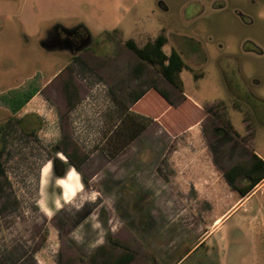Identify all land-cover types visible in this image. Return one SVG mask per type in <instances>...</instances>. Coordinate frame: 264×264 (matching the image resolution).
Listing matches in <instances>:
<instances>
[{
    "label": "rangeland",
    "instance_id": "rangeland-1",
    "mask_svg": "<svg viewBox=\"0 0 264 264\" xmlns=\"http://www.w3.org/2000/svg\"><path fill=\"white\" fill-rule=\"evenodd\" d=\"M63 30L76 31L78 44L68 45ZM160 34L168 38L166 53L175 48L202 78L188 70L181 75L192 101L124 44L133 39L143 47ZM154 84L170 93L175 108L152 91L132 105L134 95ZM34 88L37 95L14 116L38 119L29 136L10 120L7 100L20 102ZM130 111L140 115L130 118L133 134L149 127L129 144L121 133ZM193 122L203 123L202 144L184 135ZM229 123L246 136L239 138ZM183 146L211 154L222 170L246 161L252 148L264 157V0H0V264H37V252L54 264H92L100 247L121 253L115 242L135 254L132 264H264V188L237 210V216L247 212L248 222L236 224L231 216L214 229L210 221L231 209L233 190L221 207L193 188L178 190L171 157ZM58 152L64 164L70 166L68 156L81 164L86 189L91 182L108 198L96 209L104 243L95 249L87 243L97 231L85 225L79 244L70 232L100 199L52 217L31 203L40 164ZM115 170L127 175L126 187L113 184Z\"/></svg>",
    "mask_w": 264,
    "mask_h": 264
},
{
    "label": "trees",
    "instance_id": "trees-1",
    "mask_svg": "<svg viewBox=\"0 0 264 264\" xmlns=\"http://www.w3.org/2000/svg\"><path fill=\"white\" fill-rule=\"evenodd\" d=\"M75 32V31H73ZM72 32V33H73ZM68 32H66L67 34ZM67 39H69V34H67ZM125 47L130 50L140 61L142 66H150L156 68L160 76L166 80L175 90H177L181 95L184 94L183 82L180 77V74L183 70H188L194 75L195 80H199L200 76L195 73V70L189 66L184 60L183 56L175 49L172 48L169 55H167L163 48L168 44V38L164 34H160L154 40L148 41L143 47H139L136 42L132 39H129L124 42ZM142 73L141 68H137V76H140ZM70 86L65 87L66 97L69 100L70 107H74L72 102L73 96L68 90ZM152 91V95L158 96L164 101V105H167L171 108H175L177 104L172 100L171 95L164 89L159 88L157 85L150 86L147 90L142 91L138 95H134L132 99V105H137L140 101L148 97V93ZM39 92L37 88L31 89L25 93V98L20 102H17L15 98H9L7 104L10 108V112L13 115L11 121L15 122L16 125L22 130L23 133L29 136H35L36 132L39 129V121L36 117H30L22 120H15L14 116L17 115ZM186 98H184L185 100ZM185 102L191 104L187 99ZM193 105V103L191 104ZM135 113L125 114L122 118L123 121L128 122V128L126 131L121 133L123 137L130 138V142L135 141L140 134L146 129L147 125H142L141 129L137 133L133 134V128L131 124L132 115ZM130 116V117H129ZM140 115L136 114L135 117ZM129 118V119H128ZM144 118V117H141ZM127 119V120H126ZM196 123V122H193ZM229 129L233 131V127L229 123ZM136 128V127H135ZM218 134H223L224 129H218ZM237 135V134H236ZM239 137V135H237ZM240 138V137H239ZM58 147H55L57 150ZM252 156L246 160L237 162L228 168L224 172V177L229 184L230 188L237 192L242 198L249 196L254 189L264 181V160L258 157L253 150ZM70 166H75L77 171L81 173V164H77L73 161L72 156H68ZM54 171L56 175L62 176L68 165L64 164L62 161L54 159ZM0 175H4V170L2 168V163L0 159ZM83 182L86 180L83 179ZM112 241L109 240V243ZM113 247L121 248L122 252L114 256L109 252L106 247H100L91 257L90 261L92 264H132L135 260V254L130 251L128 248L121 246L120 243H113ZM100 260V261H99Z\"/></svg>",
    "mask_w": 264,
    "mask_h": 264
},
{
    "label": "crops",
    "instance_id": "crops-1",
    "mask_svg": "<svg viewBox=\"0 0 264 264\" xmlns=\"http://www.w3.org/2000/svg\"><path fill=\"white\" fill-rule=\"evenodd\" d=\"M167 45L165 47H167ZM165 47L163 48V51L166 53ZM166 54L169 55L170 53L169 54L166 53ZM183 71L181 72L180 77ZM183 88H184V84H183ZM184 95H185V92H184ZM186 97L188 98V100L192 101V99H190L188 96ZM231 126L233 127V133L239 135L241 139L246 136V131L241 132V131H238L232 124ZM148 127L149 126L146 127L145 131L147 130ZM255 133L256 131L253 130V136ZM184 135L185 137H187L188 143H194V142H191L193 140L192 138H194L197 142H199V144L200 143L202 144L207 139L203 131V123H200V122H196V123L188 125ZM252 150L258 157L264 160V157L260 153H258L254 148H252ZM251 156H252V151L250 150L248 151V157L246 160H248ZM160 159L161 158L158 157L156 161L159 162ZM171 166H172L173 172L178 177L177 178L178 179V183H177L178 190H187V189L193 188V190H195L196 192L203 193L206 202L212 205L214 204L213 206L221 207L224 204L225 205L228 204L229 202L228 195H229V190L231 189L229 188V184L227 183L224 177V172L227 169L222 170L218 168L211 154L202 153V152H190V151L184 150V146H183L178 151H175L173 153L171 157ZM143 171L145 172L146 170L144 169ZM160 172L163 173V170L160 169ZM110 175L112 177V181L115 186H124V187L127 186V175H122L120 173H117L116 170L113 173H110ZM136 182H138L137 184L141 190L143 191L147 190L146 183L144 184L145 182L144 180L138 179ZM263 188H264V181L261 184H259L249 196L245 198H242L237 192L231 191L233 198H235L233 202L234 204L231 206V209L226 207L225 210L219 213H216L215 216H213V218L210 221L213 224V228L217 229L229 217L232 216L231 218H233L237 216V213H238L237 210L242 205L244 206L248 205L253 195L258 190H261ZM139 200H140V197H139ZM249 220L250 219H249L247 212H244L242 215H239L236 217L235 222L236 224H239V223L242 224V223L248 222ZM251 220L252 221L250 223H252L253 226L257 224L254 227L258 228L259 221H257L256 223L254 219H251Z\"/></svg>",
    "mask_w": 264,
    "mask_h": 264
},
{
    "label": "clouds",
    "instance_id": "clouds-1",
    "mask_svg": "<svg viewBox=\"0 0 264 264\" xmlns=\"http://www.w3.org/2000/svg\"><path fill=\"white\" fill-rule=\"evenodd\" d=\"M57 160H65L66 157L62 153H57ZM53 159H45L39 166V180L38 186L31 203L35 206L39 213L44 217H52L59 213L62 209H75L80 211L85 204L96 205L98 199L101 203L96 205L88 216L77 225L71 232L70 236L79 244L85 239L83 228L88 225L91 230L97 231L98 238L88 241L87 247L95 249L97 246L104 243V228L102 222L99 220L96 209L108 202V198L103 197L102 194L91 187L85 188V182L81 180V173L77 171L75 166H68L62 176L56 175L54 171ZM33 180L28 178V182ZM31 209L25 210V215H28ZM109 224H112L109 221ZM111 231L116 230V225H112ZM43 251V250H41ZM37 264H54L52 257L41 256L40 252L34 254Z\"/></svg>",
    "mask_w": 264,
    "mask_h": 264
},
{
    "label": "flooded vegetation",
    "instance_id": "flooded-vegetation-1",
    "mask_svg": "<svg viewBox=\"0 0 264 264\" xmlns=\"http://www.w3.org/2000/svg\"><path fill=\"white\" fill-rule=\"evenodd\" d=\"M63 32H68L67 34H69L70 36H73L72 38L71 37H69V39H67V38H63V40H67L68 41V45L70 44H72V45H77L78 44V37H77V33H76V31L75 32H73V31H66V30H63ZM73 32V33H72ZM74 38H76V39H74ZM75 40V42H73ZM62 42V41H61ZM66 43V42H65ZM64 89H65V87H64ZM66 104L68 105V106H70V104H69V100L66 98Z\"/></svg>",
    "mask_w": 264,
    "mask_h": 264
}]
</instances>
